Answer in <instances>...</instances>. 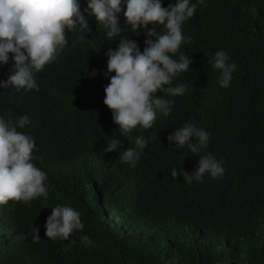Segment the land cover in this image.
<instances>
[{
  "label": "trees",
  "instance_id": "16d2710c",
  "mask_svg": "<svg viewBox=\"0 0 264 264\" xmlns=\"http://www.w3.org/2000/svg\"><path fill=\"white\" fill-rule=\"evenodd\" d=\"M79 3L89 30H66L63 51L34 74L38 90L0 88V115L30 120L18 131L33 137V163L47 174L48 191L29 203L0 204V264H264V0L199 5L182 25L185 42L173 56L184 53L192 64L165 86L186 84V92L158 91L172 102L170 114L157 111L151 128L137 127L129 138L103 102L115 74L107 72L106 53L122 38L142 52L149 37L143 27L135 33L126 25L123 0L122 31L113 40L88 0ZM219 50L236 65L228 87L212 67ZM12 56L0 64V81L14 71ZM189 123L210 133L197 154L168 139ZM138 136L147 145L133 166L120 154ZM113 138L123 147L104 152ZM207 153L222 162V176L173 179L174 168L194 175ZM58 205L79 211L84 229L67 239L46 237V219ZM31 226L39 229L38 243ZM84 235L92 245L82 242Z\"/></svg>",
  "mask_w": 264,
  "mask_h": 264
},
{
  "label": "clouds",
  "instance_id": "9594fccd",
  "mask_svg": "<svg viewBox=\"0 0 264 264\" xmlns=\"http://www.w3.org/2000/svg\"><path fill=\"white\" fill-rule=\"evenodd\" d=\"M125 23L133 32L143 27L149 39L141 52L136 41L120 39L116 50L106 53L107 72L112 73L105 87L104 104L112 111L113 121L119 126L121 136L129 138L137 127L151 128L156 120L157 111L165 116L171 112V101L156 95L158 91L170 95H183L186 84L175 87L171 85L173 78L188 71L192 57L180 53L179 59L173 56L179 51L185 38L182 25L192 18L199 5L190 0H175L167 7L161 0H123ZM122 0H88V8L95 15L98 24L106 29L109 40L122 31L118 14L122 11ZM162 25L164 31L157 32L149 24ZM79 25L82 30H89L82 14L79 0H0V64H7L9 53L14 60V71L5 81H0V88L10 85L17 91L21 89H37L34 78L36 72L43 71L46 64L54 61L67 45L66 30H74ZM155 37V39H151ZM229 57L219 50L213 57L212 67L220 70L219 83L228 87L231 74L236 68L228 63ZM30 123L27 115L20 116L15 122L0 115V204L9 201L31 202L33 199L47 197V174L33 163V151L36 148L31 135L23 129ZM197 142H192L191 138ZM177 147L188 146L192 153H199L206 148L210 133L186 124L178 128L168 137ZM135 146L128 147L120 154V158L135 165L147 145L143 136L135 138ZM122 142L111 139L104 152L122 148ZM189 174L177 169L171 171L175 179L183 175L188 183L195 179L201 182L207 173L217 179L224 173L222 162L211 153L199 156V166ZM45 236L51 239H67L77 230H83L81 213L70 206H56L45 224ZM29 235L33 243L40 240L39 229L30 227ZM86 245H92L89 236L81 237Z\"/></svg>",
  "mask_w": 264,
  "mask_h": 264
}]
</instances>
